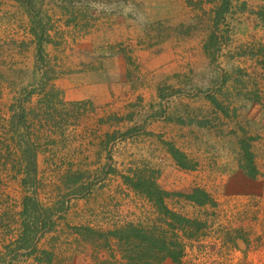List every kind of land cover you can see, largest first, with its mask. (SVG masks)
Listing matches in <instances>:
<instances>
[{"label": "rangeland", "instance_id": "rangeland-1", "mask_svg": "<svg viewBox=\"0 0 264 264\" xmlns=\"http://www.w3.org/2000/svg\"><path fill=\"white\" fill-rule=\"evenodd\" d=\"M24 196L47 253L12 257ZM127 227L180 248L156 264H264V0H0L1 260L123 264Z\"/></svg>", "mask_w": 264, "mask_h": 264}, {"label": "trees", "instance_id": "trees-1", "mask_svg": "<svg viewBox=\"0 0 264 264\" xmlns=\"http://www.w3.org/2000/svg\"><path fill=\"white\" fill-rule=\"evenodd\" d=\"M45 42L49 43L48 40H46ZM39 53H42L41 46H39ZM25 145H27V148L23 151L24 158L28 161L26 173L27 177H32L35 170V157L33 152L34 149L31 145H29V143H26ZM244 162L245 164L243 166V170L246 176L254 179L257 176V170L253 163L252 154L248 149H244ZM23 186L26 187L25 184ZM142 186L147 185H145V183L141 184V186H139L138 184H134V187L136 188H141ZM200 195L202 194L200 193ZM201 197L202 199H207V196L204 194ZM203 203L199 202V204ZM46 215L47 216L45 218L38 204L33 199H31V197L29 198L27 196H24L22 210L19 213V216L21 218V229L16 241L13 242L14 244H12L13 246L8 252L10 256L12 255V257H14V255L20 251H25V254L28 253V255L32 256H35V254L39 252H41L42 254L47 253L46 251H40L38 249L40 239L46 234L45 232H42L48 225V212H46ZM75 230L78 233L82 234L83 240L88 239V236L91 232L87 228L83 227L76 228ZM116 235H118V237L116 238H120V240L123 241L121 243L123 247L125 246V254H128L130 250H133V253H129L128 259L125 260L123 264H156V260H153L151 258L152 256H156V253L162 255V257L167 255L172 259V261H179V259L181 258L180 248L177 249L176 247H174V251H172V247L166 246L168 241L166 243L165 240L156 238L155 235L150 234V232L148 231L127 227L126 229L116 233ZM2 257H0V264L14 263L7 262V258H3V260H1ZM46 257L49 258L48 260H46L48 261L47 263L51 264L53 262V260L51 259L52 255L49 253L46 255ZM39 261L42 262L41 260ZM104 264H107V262L104 261Z\"/></svg>", "mask_w": 264, "mask_h": 264}, {"label": "crops", "instance_id": "crops-1", "mask_svg": "<svg viewBox=\"0 0 264 264\" xmlns=\"http://www.w3.org/2000/svg\"><path fill=\"white\" fill-rule=\"evenodd\" d=\"M113 55V54H112ZM117 56V57H116ZM116 56H108L107 57V59H104V66H105V68L107 69H109L110 67H112L113 65H114V63L116 62H118V59L121 57V56H119V55H116ZM119 56V57H118ZM109 57H112V60H110V59H108ZM145 63V62H144ZM145 64H147V63H145ZM84 75V78L82 79V78H80L79 80L82 82H84L85 83V81L84 80H89V78L91 77L90 75H88V74H83ZM86 85V84H85ZM87 87L88 86H84V89L82 90V96H84V93H86V92H90V90L88 91L87 90ZM87 95H89L88 93H87ZM89 96H91V95H89Z\"/></svg>", "mask_w": 264, "mask_h": 264}, {"label": "clouds", "instance_id": "clouds-1", "mask_svg": "<svg viewBox=\"0 0 264 264\" xmlns=\"http://www.w3.org/2000/svg\"><path fill=\"white\" fill-rule=\"evenodd\" d=\"M132 5L126 6L125 12H130L132 10Z\"/></svg>", "mask_w": 264, "mask_h": 264}]
</instances>
